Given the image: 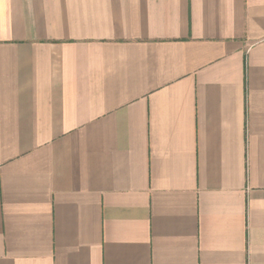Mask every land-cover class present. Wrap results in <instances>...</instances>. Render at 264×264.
Instances as JSON below:
<instances>
[{"label": "crops", "instance_id": "0c3cea01", "mask_svg": "<svg viewBox=\"0 0 264 264\" xmlns=\"http://www.w3.org/2000/svg\"><path fill=\"white\" fill-rule=\"evenodd\" d=\"M0 264H264V0H0Z\"/></svg>", "mask_w": 264, "mask_h": 264}]
</instances>
